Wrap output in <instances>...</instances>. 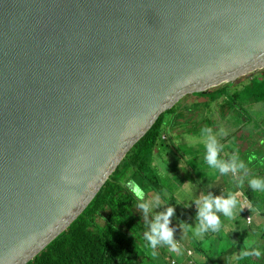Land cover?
<instances>
[{"label": "water", "instance_id": "1", "mask_svg": "<svg viewBox=\"0 0 264 264\" xmlns=\"http://www.w3.org/2000/svg\"><path fill=\"white\" fill-rule=\"evenodd\" d=\"M262 68L264 0H0V264L65 230L161 113Z\"/></svg>", "mask_w": 264, "mask_h": 264}, {"label": "trees", "instance_id": "2", "mask_svg": "<svg viewBox=\"0 0 264 264\" xmlns=\"http://www.w3.org/2000/svg\"><path fill=\"white\" fill-rule=\"evenodd\" d=\"M247 76L251 78L242 83L240 89H232L236 83H240L236 82V79L234 82L225 83L208 92L193 94L207 99L205 108L221 98L219 107L222 111L227 108L228 111L234 109L237 113L236 125H239L238 130L241 131V134L239 136H236L234 132L229 134L227 141L232 140L231 146L233 147L229 148L227 142L225 143L226 153L224 155L218 153L224 156L226 163L229 162V157L233 155L234 149L238 151V158L241 161L246 160L249 156L248 150L250 149L247 147L241 150L237 144V141L249 142L250 140L248 130H251V127H247V124L252 117L248 110L244 109L243 102L249 101L253 105L264 103V68ZM181 100L161 113L150 129L129 149L77 218L25 264H142L146 260L131 235L138 233L139 236H143L142 231L148 229L150 221L144 218L147 212L137 206L139 202L123 186V182L133 179L142 187L144 195L153 191L159 197L162 196L164 188L160 183V177L153 161L155 155L163 152L160 146L163 145L166 137L164 126L173 128V126L183 124L186 128L189 124H194L199 127L203 126L198 125V121L201 119L204 123L211 122L204 114L203 117L199 114L198 118L194 119L196 117L194 111H198L196 108L179 109ZM193 105L196 107L201 104L194 103ZM190 113L191 115L187 117L186 114ZM166 116L167 118H165ZM261 124L264 125V120ZM257 127H260L259 123H256L254 129ZM188 130L190 129L185 131ZM261 132L264 134V130ZM261 141H259L258 148L254 149L253 154L249 153L255 159L247 164V171L238 169L234 173L233 180L237 183L241 179L243 180L239 191L249 204L246 210L255 211L263 221L245 225L244 220L241 219L243 215L241 212L238 216L235 215L236 217L232 219L231 225L227 229L226 225L221 222L224 235L205 232V235L194 240L195 242L191 246L187 243L181 244L176 237L171 236L172 241L181 249V256H177L179 258L176 264H180V261L183 264H264V192H253L248 186L249 179L264 178V143ZM208 193L205 194L210 197L211 195ZM193 204L190 213L196 218L197 206ZM172 209L178 215L173 207ZM215 214L220 217L219 212ZM98 219L102 223H99ZM256 232L258 234H255ZM248 241L253 242L254 249L261 251V256L236 261L234 257L239 254ZM221 243L224 245L223 247H221ZM175 262L174 259H171L172 264Z\"/></svg>", "mask_w": 264, "mask_h": 264}, {"label": "rangeland", "instance_id": "3", "mask_svg": "<svg viewBox=\"0 0 264 264\" xmlns=\"http://www.w3.org/2000/svg\"><path fill=\"white\" fill-rule=\"evenodd\" d=\"M243 107L245 110H248V113L252 117L249 124H247V127H251V130H248V134L250 135L248 138L250 137V140L249 142L237 141V144L241 150L248 147L250 149L248 150V155H250L249 153L253 154L255 151L254 149L258 148L259 141L264 139V134L261 132V130H264V125L261 124L264 120V103L253 105V103L249 101H244ZM194 114L196 116L194 119H197L199 114L202 117L204 114V116L209 118L211 122L207 121L204 123L203 119H201L198 121V125L203 126L199 127H196L194 124H189L186 128H184L185 126H183V124H179V126L176 127L173 126V128L164 126L166 137L163 145L160 147H162L161 151L163 150L164 152H167L169 156L163 155L162 153L154 156V166L160 177V183H162L164 190L162 196H160L159 202L155 201L154 197L157 194L153 191L152 193L144 195V200L142 202L147 203L149 206V211L144 218L150 221V224H148L147 230L142 231L143 236H139L138 233L131 235V238L141 249L146 258L142 264H172L171 259H174L176 264L179 258L177 256H181V252L179 254L170 252L168 245L164 244L162 241H159L155 248H150L147 240L144 239L145 233L150 232V225L153 222L154 217L163 213L167 207H173L178 213V215H176L173 210L172 214L168 216V223L166 226L171 230V236L176 237L181 244L187 243L190 246L197 238L201 237L192 236V234L186 232L185 229L196 226L197 220L195 216L190 213V208L193 203V205H195L196 200L205 196L206 192H209L208 195H211V198L217 196L227 198L229 195H238L239 199L244 201L242 203L244 207L242 208L241 203H239L240 207L238 210H233L236 213V216L242 212L243 215L241 219L242 221L244 220L245 225H250L252 223L256 224L263 221L255 211L246 210L248 209L249 204L246 202L245 197L239 193L241 183H237L233 180L235 176L234 173L231 171L224 174L217 173L215 177L205 175V172L211 170H208L203 162L204 140L208 135H211L216 139L217 144L221 146L218 148L217 159L227 164L225 162L226 160L223 158L224 156H221L218 153L220 152L222 155L226 153L227 147L225 146V143L227 142L229 148L233 147L231 146L233 144L232 140L227 141L229 134L233 132L236 136L241 134V131L238 130L239 125H236L237 113H235L234 109L228 111L227 108H225L222 111L221 108L218 107L202 114L201 111H197V113ZM190 115L191 113L186 114L187 117ZM165 118H167V116ZM256 123H259L260 127L254 129ZM188 128L190 130L186 132L185 130ZM203 128H208L210 131L207 133L202 132L201 129ZM253 129L254 131L252 134ZM221 131H223V135L221 134ZM185 182H190V184H185ZM176 201H179V203H176ZM154 204L155 206H153ZM219 214L223 216L221 213ZM246 217H249V221L246 220ZM233 218L228 219L227 217H224V220H220L226 225L225 228L227 229V227L231 225ZM98 222L102 223L100 219H98ZM223 231L224 230L221 229L220 232L217 233L222 236L224 235ZM255 234H258V232ZM204 235L205 233L202 236ZM223 246L224 245L221 243V247ZM152 252H155L156 255H151ZM180 264L183 263L180 261Z\"/></svg>", "mask_w": 264, "mask_h": 264}, {"label": "clouds", "instance_id": "4", "mask_svg": "<svg viewBox=\"0 0 264 264\" xmlns=\"http://www.w3.org/2000/svg\"><path fill=\"white\" fill-rule=\"evenodd\" d=\"M201 131L207 133L210 129L203 128ZM221 134H224L223 131H221ZM261 143H264V140H262ZM219 147L221 146L217 144L216 139H214L211 135H208L203 142V162L206 168L211 170L205 172V175L207 176L215 177L217 173L224 174L229 171L235 173L238 169L247 171V164L255 159L254 156L249 155L246 160L241 161L238 158V151L234 149L233 155L229 157V162L225 164L217 159ZM242 182L243 180L241 179L238 183ZM185 184H190V182H185ZM123 186L127 188L139 202L137 206L144 212H148V204L142 202L144 200V190L142 187L133 179H128L126 182H123ZM248 186L253 192H264V178L249 179ZM154 199L159 202V195H156ZM176 203H179V201H176ZM195 204L197 206V224L195 227L185 229L186 232H190L192 236L195 237H200L205 232H220L221 220L215 213L219 212L224 217L231 219L236 215L233 210H238L240 207L237 199L233 195H229L227 198H221L219 196L210 198L205 195L196 200ZM153 206H155V204ZM172 212L173 209L171 207H167L163 213L156 215L150 225V232L145 233L144 239L147 240L150 248H155L157 243L162 241L164 244L168 245L170 252L179 254L181 249L172 241L171 230L166 226L168 223V216H170ZM252 244L253 242L251 241L246 242L245 246L240 250L239 254L234 257V259L236 261H242L253 256L259 258L261 256V251L254 249ZM151 255L155 256L156 253L152 252Z\"/></svg>", "mask_w": 264, "mask_h": 264}, {"label": "crops", "instance_id": "5", "mask_svg": "<svg viewBox=\"0 0 264 264\" xmlns=\"http://www.w3.org/2000/svg\"><path fill=\"white\" fill-rule=\"evenodd\" d=\"M161 153H162L163 155H167V156H169L167 152H164V151H163V152H161ZM153 163H155V162L153 161ZM239 193H240V192H239ZM233 196H235V198L237 199V201H238V204H239V203H241V205H242V208H243L244 206H243V204H242V203H243L244 201H243V200H241V199H239L238 195H233ZM240 200H241V201H240ZM245 208H246V205H245ZM243 210H244V209H243ZM219 218L224 220V216H221V215H220V217H219Z\"/></svg>", "mask_w": 264, "mask_h": 264}, {"label": "built area", "instance_id": "6", "mask_svg": "<svg viewBox=\"0 0 264 264\" xmlns=\"http://www.w3.org/2000/svg\"><path fill=\"white\" fill-rule=\"evenodd\" d=\"M246 220L249 221V217H246Z\"/></svg>", "mask_w": 264, "mask_h": 264}]
</instances>
